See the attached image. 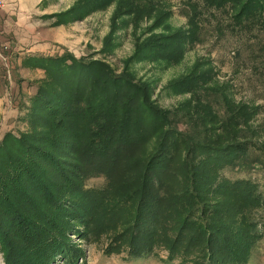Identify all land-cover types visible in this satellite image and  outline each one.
<instances>
[{"label":"rangeland","instance_id":"obj_1","mask_svg":"<svg viewBox=\"0 0 264 264\" xmlns=\"http://www.w3.org/2000/svg\"><path fill=\"white\" fill-rule=\"evenodd\" d=\"M6 1L0 145L8 131H56L54 118L34 97L42 89L67 92L54 75L59 60H44L61 56L93 65L82 71L88 91L105 68L143 89L145 106L177 116L182 140L170 138L144 186L137 177L159 152L156 138L134 146L138 158L125 162L131 158L124 154L122 167L118 158L113 166L97 157L67 160L68 178L53 175L54 185L45 182L56 190L58 208H50L34 186H16L29 181L21 170L12 191L1 187L0 202L15 223L0 206V232L9 241L8 253L0 242V264H264V11L240 16L238 5L208 6L204 0ZM251 13L262 22L245 18ZM191 16L199 22L197 39L177 40ZM80 65L74 66L79 73ZM223 100L226 116L219 112ZM137 116L134 128H144L143 119L150 128L158 124L153 113ZM246 140L254 145L227 156L229 162L188 153L197 142ZM137 187L151 194L143 220L135 219ZM22 190L26 195L18 196Z\"/></svg>","mask_w":264,"mask_h":264},{"label":"trees","instance_id":"obj_2","mask_svg":"<svg viewBox=\"0 0 264 264\" xmlns=\"http://www.w3.org/2000/svg\"><path fill=\"white\" fill-rule=\"evenodd\" d=\"M204 2L208 6L216 7H224L226 4L238 5L240 16L253 8H260L261 11H264V0H204ZM189 4L194 7L199 5L194 1H189ZM259 15L261 16L260 13ZM255 16L257 14L251 13V16L245 18L262 22L259 16ZM198 30L199 22L194 16H191L188 31L182 35H178L177 40H181L182 38H186V41L195 40L197 39ZM64 57L49 59L45 57L44 60H59V63H56L58 65L54 71V75L56 79L57 76L61 79L59 80L64 84V88H67V92L52 94L42 89L34 97V102L39 107L41 106L47 110L49 112L48 114L54 118L52 122L55 124L56 131L45 133L44 130H40L33 131V133H21L19 136L8 131L2 139L0 145L2 161L0 165V201L1 187H9L11 185V188H9L12 191V187L16 184V179L20 176L22 170V176H26L29 181L16 184V186L19 189H28L34 186L44 196L42 200L52 202L50 208L53 205L58 208L55 205L58 200V197L54 193L56 190L49 191L48 187L45 186V182L47 180L49 186L54 185L49 178L53 175L67 179V160L71 161V159L75 160L76 158L77 160L84 161L88 158L90 160L91 158L97 157L107 161L110 160V165L113 166L116 158H118V164H121L120 167H122L126 158L124 154L131 158L130 160L127 158L125 162L134 160V156L136 158L139 157L133 151L134 146L142 145L145 143L146 138H156L157 145L155 147L159 152L157 151L153 159H148L146 165L144 164L145 166L141 163L142 160H139V164L141 166L143 165L144 171L146 172H140L137 177L140 184L143 185L147 180V175H149L147 171L150 172L154 168L156 165L155 161L159 158L164 159L163 155L168 152L172 137H179L182 140L181 134L179 133V130L182 129L179 127V119L177 116L162 111L158 112L152 108L156 112L154 113L153 110L148 108V104L145 103V106L142 96L145 93L143 89L129 82L126 83L125 80L117 76L113 77L111 71L105 68V71H100L96 75L95 81L89 84L92 85L89 86L92 90L88 91V86H85L82 82L83 72L85 74L86 72H90L93 65L85 63L83 60L80 61L72 58H70L71 63H68V59ZM33 58L41 59L39 56ZM76 63L81 64L80 73L77 70L78 68L74 67ZM92 74L93 71L89 76H92ZM221 103H223L224 112H219L221 115L226 116L227 112H229L227 102L221 101ZM246 109L247 107L245 106V111ZM149 111L154 114L158 120V124L150 128L143 119L145 127L142 129L134 128V123L141 121V117L137 116V113L140 112L143 118L150 114ZM228 116L231 119L234 115L229 113ZM213 141H215L214 143L219 142V140L215 139ZM185 142L186 140L183 141V143ZM254 142L252 140H246L243 143L228 142L223 145H213V143L202 145L197 142V145H191L192 148H189L188 153L193 158L195 152L199 151L215 162H221L223 159L229 162L227 156L232 155L236 150L250 149L254 145ZM124 145H127V147L123 148ZM131 146L133 147L131 148ZM61 160H66V163H63ZM49 165L50 169L48 170L42 167ZM140 165L139 167H141ZM99 167L102 168L101 170H105L106 173L110 172L106 165H100ZM208 174L210 172L207 171L206 175ZM217 176V171L215 170L211 175L210 183ZM25 184L27 187H25ZM138 189L137 187V196L133 201V207L135 208V213L137 212L135 219L143 220V216L146 217L147 201H149L151 194L139 192ZM4 190L5 192L9 191L8 188ZM20 195L26 194L22 190L21 193H18V196ZM9 201L12 202L11 198ZM11 202H9L10 207L13 204ZM0 204L1 207L4 206L2 211L6 210L4 216L6 218H12L6 220L14 224L13 219L15 217L11 214L7 203L0 202ZM41 209L43 211V208ZM36 216L34 215V217ZM4 223L8 226L10 224L7 222ZM5 237L0 232V242L5 252L8 253L9 241L4 239Z\"/></svg>","mask_w":264,"mask_h":264},{"label":"built area","instance_id":"obj_3","mask_svg":"<svg viewBox=\"0 0 264 264\" xmlns=\"http://www.w3.org/2000/svg\"><path fill=\"white\" fill-rule=\"evenodd\" d=\"M7 1L6 0H0V10L4 9L6 7ZM6 61V57L1 53L0 50V61Z\"/></svg>","mask_w":264,"mask_h":264},{"label":"crops","instance_id":"obj_4","mask_svg":"<svg viewBox=\"0 0 264 264\" xmlns=\"http://www.w3.org/2000/svg\"><path fill=\"white\" fill-rule=\"evenodd\" d=\"M6 10H7V7L4 8V9H2V10H0V28H1V20L4 19L5 16H6V14H5ZM0 31H1V30H0ZM1 77H2V74L0 73V78H1ZM1 92L4 94V91H2V90L0 89V94H1Z\"/></svg>","mask_w":264,"mask_h":264}]
</instances>
